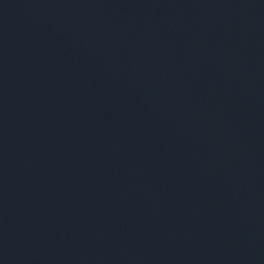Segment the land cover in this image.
<instances>
[{"label":"water","instance_id":"water-1","mask_svg":"<svg viewBox=\"0 0 264 264\" xmlns=\"http://www.w3.org/2000/svg\"><path fill=\"white\" fill-rule=\"evenodd\" d=\"M0 264H264V0H0Z\"/></svg>","mask_w":264,"mask_h":264}]
</instances>
